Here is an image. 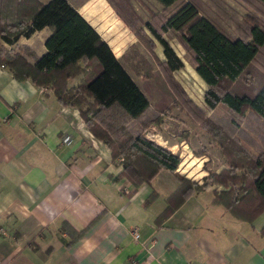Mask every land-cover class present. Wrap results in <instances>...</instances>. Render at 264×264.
Segmentation results:
<instances>
[{"label":"trees","instance_id":"1","mask_svg":"<svg viewBox=\"0 0 264 264\" xmlns=\"http://www.w3.org/2000/svg\"><path fill=\"white\" fill-rule=\"evenodd\" d=\"M106 1L155 65L137 51L116 56L68 0H0V65L17 80L51 89L61 105L78 110L107 159H120L117 176L132 184L129 195L162 169L174 173L179 183L155 218L156 226L209 183L219 184L213 204L252 222L264 211V0H236L245 12L233 32L202 10V0H156L163 9L148 7L146 19L134 0ZM43 27L49 30L43 54L25 44L6 45ZM172 38L184 49L182 56L171 46ZM156 43L163 57L154 50ZM185 61L206 84L202 106L173 76ZM76 77L77 84L69 85ZM175 107L206 130L224 156L226 166L208 170L201 183L176 171L178 153L142 134L151 124L161 126L163 115ZM156 196L152 190L143 205ZM260 233L264 236V226Z\"/></svg>","mask_w":264,"mask_h":264},{"label":"crops","instance_id":"2","mask_svg":"<svg viewBox=\"0 0 264 264\" xmlns=\"http://www.w3.org/2000/svg\"><path fill=\"white\" fill-rule=\"evenodd\" d=\"M73 1L107 42L80 10L86 0ZM48 35L43 27L6 45L43 54ZM77 82L72 78L69 85ZM64 134L70 142L61 141ZM225 166L221 157L214 171ZM121 169L77 109L0 65V264H264V211L252 222L233 217L212 203L219 184L209 183L156 226L179 183L174 173L162 169L129 195L132 184L117 176ZM152 190L157 196L144 206Z\"/></svg>","mask_w":264,"mask_h":264},{"label":"rangeland","instance_id":"3","mask_svg":"<svg viewBox=\"0 0 264 264\" xmlns=\"http://www.w3.org/2000/svg\"><path fill=\"white\" fill-rule=\"evenodd\" d=\"M76 1H73L75 6L81 4V2ZM202 1L204 3L202 10L218 20L228 31H234L236 23L241 20V15L245 12L244 7L236 0ZM134 5L138 13L145 19L148 17V7L154 10L163 9L156 0H134ZM79 7L94 22L101 35L107 39L115 55L120 56L126 52L137 51L155 65L149 50L116 17L105 0H86V3ZM170 8L172 9V6ZM169 42L180 56L184 54V49L175 38L170 39ZM154 50L159 57H163L162 48L158 43H156ZM172 73L193 102L202 106L206 84L195 72L193 66L185 61L183 68L174 70ZM207 114L215 116L211 110H208ZM142 134L156 142L158 141V143L161 142L163 144L161 145L169 150L171 148L176 150L175 153H178L181 158L177 167L181 173L193 180L196 178L201 180L203 176L200 177V174L203 170L206 172L207 170L214 171L215 166L219 163V158L222 157L225 163L219 146L210 134L199 124L185 116L177 107L163 115L161 126L151 124Z\"/></svg>","mask_w":264,"mask_h":264},{"label":"built area","instance_id":"4","mask_svg":"<svg viewBox=\"0 0 264 264\" xmlns=\"http://www.w3.org/2000/svg\"><path fill=\"white\" fill-rule=\"evenodd\" d=\"M177 70V69H176ZM174 72V71H173ZM70 139H71V136L68 135V134H64L61 138V141L65 142V143H68L70 142ZM133 235L134 237H138L139 236V233L138 232H133Z\"/></svg>","mask_w":264,"mask_h":264}]
</instances>
